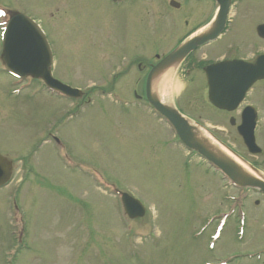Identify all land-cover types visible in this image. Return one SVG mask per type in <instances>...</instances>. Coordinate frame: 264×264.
<instances>
[{
	"label": "rangeland",
	"instance_id": "obj_1",
	"mask_svg": "<svg viewBox=\"0 0 264 264\" xmlns=\"http://www.w3.org/2000/svg\"><path fill=\"white\" fill-rule=\"evenodd\" d=\"M0 4L40 25L52 76L85 96L0 71V156L12 167L0 188V264H264V197L232 187L138 100L146 71L131 60L152 63L204 24L200 2L148 14L100 0ZM237 7L235 29L205 49L213 58L264 51L254 33L264 0ZM183 82L179 72L168 80L169 104L204 117L196 88L180 95ZM117 193L143 217L126 218Z\"/></svg>",
	"mask_w": 264,
	"mask_h": 264
},
{
	"label": "flooded vegetation",
	"instance_id": "obj_2",
	"mask_svg": "<svg viewBox=\"0 0 264 264\" xmlns=\"http://www.w3.org/2000/svg\"><path fill=\"white\" fill-rule=\"evenodd\" d=\"M215 1L216 0H100V5L101 3H105L114 6L116 9L126 7L133 10L134 6L140 4L139 9L143 10L145 14H148L154 9L159 12V10H163L165 6L192 13L196 9L191 6L192 3L200 2L204 7V10L202 11L201 6L197 9L196 13L199 15L202 13L204 15L207 14L208 20L204 23L206 24L213 19L217 13L218 6ZM244 1L246 0H231L224 30L217 40H220L224 33L235 29L236 13L232 12H237V6ZM172 4H175L176 6H172ZM0 5V8L4 9L6 12L7 6ZM209 7L210 12L208 10ZM251 15L252 14H249L248 18ZM263 24L255 23L254 25V33L258 41L261 42V46L263 45L264 38L258 36L257 27ZM234 33L233 36L229 38V41L236 38V34ZM182 40L183 39L177 42L175 47ZM217 40L204 44L194 50L177 67L175 76L179 72L182 78H184L180 95H188L187 93L189 91L195 90L194 88H196L197 90L195 91L201 96L200 101L202 107L199 109V112H204V117L201 115L196 116L195 114H189V116L203 127L210 128L209 131L211 136L223 145L231 154L238 157L249 170H254L258 174L264 175V78L255 81L242 96L241 100L234 104L235 97H233V92L230 93L228 91L230 89L228 85L233 84L234 81L230 82L228 79L220 78L219 76L223 75L222 72H213L210 76V88L205 71L208 66L224 61L242 60L247 63H253L258 56L264 54V51L263 49L262 51L258 50V46L255 45L256 48L254 52L247 56L236 57L228 56L226 54L213 58L212 54H214L215 51L211 49L207 52L205 49L211 47ZM225 47V44L222 43L221 50ZM231 50H234L236 53V50L233 48L228 51ZM169 52L161 54L160 56L155 54V61L152 63L144 58L137 59L136 69L139 72L146 71L147 74L150 68ZM140 90L144 95V83ZM133 93H136V91L134 90ZM210 94H213L214 102L220 106H217L210 101ZM236 145L240 147V150L236 149ZM246 191L259 194L257 190Z\"/></svg>",
	"mask_w": 264,
	"mask_h": 264
},
{
	"label": "water",
	"instance_id": "obj_3",
	"mask_svg": "<svg viewBox=\"0 0 264 264\" xmlns=\"http://www.w3.org/2000/svg\"><path fill=\"white\" fill-rule=\"evenodd\" d=\"M219 4L216 19L209 31L196 35L184 41L176 49L166 55L151 68L146 78L147 102L173 127L180 142L189 150H193L210 162L233 184L239 187L254 188L264 194V178L255 176V172L246 174L235 164L217 156L207 145L198 138L189 120L185 119L173 105L161 103L151 92L153 80L164 70L176 66L187 56L189 52L205 42L211 41L222 31L227 16L230 0H216ZM258 34L264 37V26L258 27ZM1 61L8 73L17 78L30 76L41 79L47 88L69 97H79L81 93L70 89L54 80L51 76L50 66L52 63L51 53L45 37L39 27L26 16L13 13L6 27ZM230 67L226 70L233 74L234 78L243 81L240 96L257 79L264 78V55L257 58L253 65L242 62L227 63ZM210 100H213L210 97ZM11 163L0 156V187L6 184L11 176ZM123 208L130 218H139L144 214L140 203L126 194L121 195Z\"/></svg>",
	"mask_w": 264,
	"mask_h": 264
},
{
	"label": "bare ground",
	"instance_id": "obj_4",
	"mask_svg": "<svg viewBox=\"0 0 264 264\" xmlns=\"http://www.w3.org/2000/svg\"><path fill=\"white\" fill-rule=\"evenodd\" d=\"M175 71V66H171L168 69L164 70L159 76H157L151 85V92L157 97V99L163 104H169V98L167 94L168 80L173 76ZM190 125L194 128L195 134L198 136L200 140H202L208 148L212 150L217 156L235 164L241 171L246 174H250L246 167H244L238 160L232 157L229 153H227L223 148L219 147L215 142H213L207 133L201 128L195 126L190 123Z\"/></svg>",
	"mask_w": 264,
	"mask_h": 264
}]
</instances>
